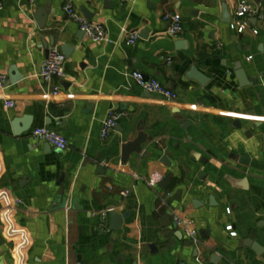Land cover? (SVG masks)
I'll return each instance as SVG.
<instances>
[{"label":"crops","instance_id":"crops-1","mask_svg":"<svg viewBox=\"0 0 264 264\" xmlns=\"http://www.w3.org/2000/svg\"><path fill=\"white\" fill-rule=\"evenodd\" d=\"M242 2L255 14L237 34L222 5L232 20ZM68 4L106 40L82 34ZM175 14L183 32L170 37ZM54 46L73 48L57 97L38 77ZM238 64L255 84L240 88ZM134 72L175 101L140 89ZM0 75V264H264V0H0ZM110 113L120 119L103 140ZM40 127L67 149L33 139ZM139 131L147 143L125 162L121 146ZM156 171L170 175L165 189L147 185ZM110 211L128 214L116 234Z\"/></svg>","mask_w":264,"mask_h":264},{"label":"built area","instance_id":"built-area-1","mask_svg":"<svg viewBox=\"0 0 264 264\" xmlns=\"http://www.w3.org/2000/svg\"><path fill=\"white\" fill-rule=\"evenodd\" d=\"M119 1L121 3H127L130 0ZM64 11L69 16V18L79 26V29L84 33L87 38L94 42L106 40V34L102 26L92 24L85 20L72 7V5H66L64 7ZM253 14H255V12L245 2L240 3L237 12L234 15V18L229 22V28L237 34H242L248 25L246 21L247 17ZM168 20L169 26L166 31L167 34L170 37H177L181 35L183 32V23L181 17L175 14L169 16ZM253 34L257 35V31L253 30ZM137 40V33H133L129 36L126 44L133 45ZM65 64L66 58L63 52L59 47L54 46L50 48L47 58L44 60V62L39 68L38 77L41 80L42 84L49 89L50 94L53 97H57L61 91L60 82L66 77ZM131 76L140 89L150 94H153L161 99L167 101H175V94H173V92L161 85L157 80L145 79V77L138 72L132 73ZM7 86V78L3 75H0V89H5ZM13 106L14 104L11 101L5 103V108L7 109L12 108ZM119 119V114L110 113L109 116L104 120L100 133V136L103 140L108 138L110 133L117 126ZM31 136L36 141L44 142L59 152L65 151L68 147L67 140L62 135H60L56 131L48 129L47 127L33 129ZM163 178L164 175L161 172L156 171L148 175L146 183L150 188H155L162 182ZM129 195L130 190L128 189H125L120 193V196L123 199L128 198ZM226 211L229 213V210ZM174 223L177 227H182L185 224L178 217H174ZM225 230L229 233V236H236V233L233 231L232 226H227ZM186 234L191 239H194L196 235L195 231L190 228L187 230Z\"/></svg>","mask_w":264,"mask_h":264},{"label":"water","instance_id":"water-1","mask_svg":"<svg viewBox=\"0 0 264 264\" xmlns=\"http://www.w3.org/2000/svg\"><path fill=\"white\" fill-rule=\"evenodd\" d=\"M220 1H224V0H220ZM82 13L84 15V17L87 20H90V14L85 10V9H81ZM38 14H41L40 11H38ZM221 21L223 23H229L230 22V15L227 11V7L226 5H222V19ZM37 23L39 25L40 28H43L44 21L41 22V20L38 18L37 19ZM82 34H84L82 32ZM146 32L143 33L142 37H145ZM78 40L79 37H77ZM178 46V45H176ZM73 51V48L70 47H63L62 48V52L64 54L65 57H68L69 53ZM234 76L240 86V88H245L248 87L252 84L256 83V79H248L244 70L241 68L240 64L235 65L234 68ZM186 78L191 79L196 81L200 86H205L208 82V78L204 75H202L201 73H199L196 68H191L190 71L186 74ZM257 128L259 129V131L262 133L263 136V140H264V127L261 125H258ZM147 136L139 131L138 135L136 137L135 140L131 141V142H127L125 144H123L121 146V159L125 162H127L129 160V157L132 154H136L139 155L142 153V146L145 145L147 143ZM201 162H204V160H201ZM161 163L165 164V166H168L169 164L166 162V158L163 157L161 159ZM169 178L170 175L167 176L166 178H164L162 180V182L159 184L160 187H162L163 189L166 188L168 182H169ZM229 184L233 187V188H240V190H245V186H246V181L245 180H241V181H235V180H230ZM174 200L176 201H180V197H179V193L177 194V196H175ZM109 217V228L116 234L118 231L121 230L122 224L123 222L128 218V214H123V215H119L117 214L115 211H110L108 214ZM164 221H166L164 223V226H168V221H170V213H168L165 217H164ZM0 245H1V241H0ZM254 250H257V248L254 246ZM257 252V251H256Z\"/></svg>","mask_w":264,"mask_h":264}]
</instances>
